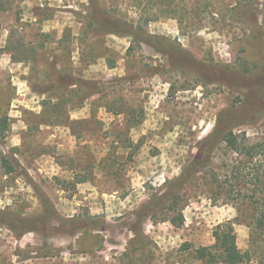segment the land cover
<instances>
[{
    "label": "rangeland",
    "instance_id": "1",
    "mask_svg": "<svg viewBox=\"0 0 264 264\" xmlns=\"http://www.w3.org/2000/svg\"><path fill=\"white\" fill-rule=\"evenodd\" d=\"M248 1L264 12V0H210L216 15L205 14L200 31L193 19L183 28L172 19L151 23L148 35L195 61L180 55L178 62L109 34L115 20L124 31L139 25L132 0H0V114L10 120L0 141V213L36 222L52 209L70 222L49 218L35 226L43 233L21 235L0 215V264H189L184 244H214V229L237 218L216 190L235 158L225 143L205 153L209 165L181 191L180 229L161 222L164 211L156 224H142L148 239L136 236L134 214L182 176L221 113L256 105L253 121L234 132L264 143V51L255 19L232 12ZM200 63L216 66L212 81ZM76 79L89 86L67 87ZM53 108L67 124H45ZM9 153L19 167L6 175L1 160ZM235 230L238 248L249 251L250 229ZM249 264H264V253Z\"/></svg>",
    "mask_w": 264,
    "mask_h": 264
},
{
    "label": "trees",
    "instance_id": "2",
    "mask_svg": "<svg viewBox=\"0 0 264 264\" xmlns=\"http://www.w3.org/2000/svg\"><path fill=\"white\" fill-rule=\"evenodd\" d=\"M189 1L190 0H132L134 7L140 13L139 25L136 28L131 26V29H134L133 31H124L121 28L123 23L119 20H115V29L109 32V34L133 37L139 45L147 46L158 54L170 57L178 62L179 60L177 58L180 55H185L188 59L186 62H193L194 59L187 52L176 49L174 43L163 38L148 35L146 31L151 23L158 22L161 19L176 20L182 28L185 24L188 25L193 19L197 21V28L195 31L202 30L201 25L207 19L204 18L205 14H207V16L209 15L210 18L214 17L216 15V9L209 2L210 0H203L209 3L206 4V6L200 5L202 0H196L197 5L195 9L190 10L188 5ZM257 6L258 4H256V2L248 1L246 4H237L232 12H239L240 15L244 14L245 16H251L255 19L254 25L257 28L255 30L256 38L254 39L261 43L260 48L264 51V26L261 25L256 18L258 13L264 17V12L258 10ZM262 6L264 7V3ZM187 28L188 27H186V29ZM29 51H33V49L30 48ZM12 60L16 62L14 58H12ZM181 62L184 61L180 60V63ZM244 64L248 65V63ZM198 65L201 68L207 69V71H212L216 67L215 65L207 66V64L203 63ZM242 69H245V67L242 66ZM257 70L258 66L253 65L250 71L251 73H257ZM211 71L206 73V75L210 77L206 80L208 82L212 81L216 76H212ZM261 77H264L263 74ZM74 82L76 83L71 82L67 87H78L81 89L82 87L89 86L85 81L79 79L74 80ZM93 97L94 96L88 95L85 101ZM255 109H257L256 105L244 102L241 108L220 114L212 133L201 141V144L206 146L199 149L198 156L183 170L182 176L170 182L165 192L160 196H155L149 203L142 206L141 209L134 214L137 223L132 229V232L136 236L141 233L143 237L148 239L149 236L145 235L142 224L146 223V221H152L156 224L157 214L164 211L165 217L161 222L170 223L176 229H180L185 224V217L183 215L184 207L179 205L180 193L186 184L192 181L200 168L209 165L210 157L206 158L204 156L205 153L208 152L209 154H213L221 144L225 143L232 154L235 155V158L223 167L226 170L225 180L222 183L219 182L218 179L216 180V190L223 193L225 196V204H231L236 208L237 218L234 221L220 224L214 229L212 234L214 244L212 246L192 249L190 244H184L181 252L190 253L193 262L189 264H249L253 254L258 251L262 252V254L264 253V143H252L250 140L246 139L245 136L241 139V136L234 132L236 128L253 121L251 120L253 119L251 111ZM46 111L48 112V122H45V124L62 126L68 123V118L63 119L62 113H58L54 108L51 110L47 109ZM70 124V127L73 128L76 123ZM9 131L10 120L8 116L0 114V141L6 139ZM14 157L13 154L9 153L1 160V165L6 175L15 173L19 167V163ZM87 182V177L80 178L77 181L78 184ZM47 211L45 218L42 220L37 219L36 222L35 220H22L18 217L16 218L3 213H0V215L2 218L10 219L8 225L11 230L15 231L21 228V235L27 233H43L35 226L37 223L41 225L48 223L49 218H55L57 222H64V224L70 223L58 217L54 210L49 209ZM237 225H247L251 231L249 241L250 250L247 252H242L238 248L237 233L235 230V226ZM135 242L136 241L133 243L135 244Z\"/></svg>",
    "mask_w": 264,
    "mask_h": 264
},
{
    "label": "crops",
    "instance_id": "3",
    "mask_svg": "<svg viewBox=\"0 0 264 264\" xmlns=\"http://www.w3.org/2000/svg\"><path fill=\"white\" fill-rule=\"evenodd\" d=\"M144 232H145V235H147V236H149V234L151 233L150 230H148V231H147V230H144ZM95 253L100 254V253H102V252H98V251L95 250ZM88 255H89L88 253H86V254H82V255H80V257L83 258L82 260H85V258H87ZM82 260H81V261H82ZM106 260L108 261L109 258H106ZM91 264H93V263L91 262Z\"/></svg>",
    "mask_w": 264,
    "mask_h": 264
}]
</instances>
